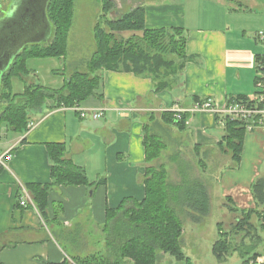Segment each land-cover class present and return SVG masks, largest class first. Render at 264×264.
Instances as JSON below:
<instances>
[{
    "label": "crops",
    "instance_id": "1",
    "mask_svg": "<svg viewBox=\"0 0 264 264\" xmlns=\"http://www.w3.org/2000/svg\"><path fill=\"white\" fill-rule=\"evenodd\" d=\"M33 2L11 0L2 10L3 20L19 7L32 20ZM140 4L146 8L147 28H184V67L171 88L158 92L149 76L103 70L98 95L81 104L105 109L100 119L82 118L70 107L45 105L33 113L35 126L25 133H14L5 126L7 132H0V156L12 149V159L6 165L0 163V264L75 263V258L92 252L113 259L106 238L108 210L123 200L146 196V129L178 134L195 151H220L217 145L224 134L229 98H256V79L264 77V40L259 36L264 31V0H135L132 8ZM130 33L143 34L123 32L125 36ZM208 100L210 107L196 109L197 103ZM178 108L188 114L184 130L162 119V112L174 116ZM49 143L65 144L67 157L85 169L90 184L54 186L42 216L26 185L52 181ZM220 153L226 159L218 166L216 197L239 211L259 209L253 185L264 162V127L247 130L239 163L230 154ZM212 192L213 187L209 188L211 199ZM22 200L27 204L22 205ZM206 218L184 226V259L166 254L158 264H254L259 258L264 260L263 236L256 233L259 242L252 252L242 256L236 250L220 262L213 253L219 236L216 231L207 234ZM254 252L260 254L253 258ZM122 264L134 263L126 259Z\"/></svg>",
    "mask_w": 264,
    "mask_h": 264
},
{
    "label": "trees",
    "instance_id": "2",
    "mask_svg": "<svg viewBox=\"0 0 264 264\" xmlns=\"http://www.w3.org/2000/svg\"><path fill=\"white\" fill-rule=\"evenodd\" d=\"M75 0H50L47 14L55 26L54 40L48 45L25 47L15 58L12 66L1 79L0 98L7 100V105L0 114V126L4 124L14 133H25L32 122L36 110L47 105L50 108L81 105L89 98L98 95L102 87V71H126L140 76H149L154 81L155 91L171 88L178 78L179 71L186 61L187 36L184 28L162 27L149 29L145 24L146 8L138 5L121 16H109L115 7L114 0H100L102 11L94 27L96 50L88 61V71H77L64 79L60 88H48L39 83H29L27 76L30 69L27 61L33 57H62L66 54L68 31L72 24ZM132 33L125 36L123 32ZM259 70L263 67L260 65ZM24 78L27 82L23 92H13V79ZM26 79V80H25ZM259 77H257L256 82ZM195 100H198L195 97ZM234 102L255 104V99L246 95L230 97L227 106ZM261 106V105H260ZM219 117V115H218ZM188 114L184 113L176 121L172 112H162L166 123L175 124L184 130ZM247 132V123L238 117H225L224 134L217 147L222 153L230 154L234 162L242 157L243 143ZM147 161L144 183L146 196L142 200L126 199L116 209L108 210L106 223L107 239L114 254L108 259L93 254L75 258V263L62 264H122L132 260L134 264H158L164 255L184 259L181 238L184 223L180 212L187 213L193 221L208 215L211 210V197L201 174H196L194 166L178 159L180 176L176 181H168L166 171L151 164L163 147L159 137L145 133ZM49 156L52 160V181L50 183H30L27 188L33 195L38 211L44 216L47 212L49 194L57 185H88L89 177L83 167L76 165L67 157L63 143H49ZM257 206L264 205V178L253 185ZM129 202L130 205H126ZM231 210L239 211L235 207ZM243 218H238L234 225V237L242 234L240 244L231 240V233L219 227V237L213 244V253L222 262L230 253L239 251L244 256L250 253L259 242L257 227L252 221L258 209L239 211ZM260 214V213H259ZM247 238L250 240L247 241ZM257 240V241H256ZM256 241V242H255ZM259 252H254L256 258Z\"/></svg>",
    "mask_w": 264,
    "mask_h": 264
},
{
    "label": "rangeland",
    "instance_id": "3",
    "mask_svg": "<svg viewBox=\"0 0 264 264\" xmlns=\"http://www.w3.org/2000/svg\"><path fill=\"white\" fill-rule=\"evenodd\" d=\"M10 1L11 0H0V23L3 21L2 12L4 11L2 10H6ZM114 2L115 7L109 14L111 18L121 16L123 13L130 11L135 5V0H114ZM101 11L102 2L100 0H75L72 24L67 36L66 54L62 57H33L28 59L27 67L30 69V74L27 76V80H25L29 83H39L48 88L57 89L62 86V81L64 83V79L67 76H71L77 71H88V61L96 50L94 27L98 21ZM5 14L7 15L8 12H5ZM47 17L48 20L51 21L49 24H51L53 31L46 42L37 41L38 39L36 40V25L33 26L32 24L31 26L33 27L24 29L23 25L20 23L13 25V29L19 33V37L16 39V42L23 39L26 43L28 42V44L25 45L26 47H31V42L33 41L38 43L40 42L43 45L50 44L54 40L55 26L50 16ZM30 29L31 31H29ZM131 34L132 33H130V35ZM26 83L27 82L24 81V78H14L13 92L24 91ZM47 104L51 106L53 104V100L48 99ZM6 105L7 100L0 98V114ZM0 132L2 134L7 132L4 124L0 126ZM148 133L159 137L163 145L158 156L151 161L150 165L157 168L162 167L166 171L168 181H176L179 178L180 172L177 167V161H179L178 159H181L194 166L193 170L196 174L202 175L204 182L208 187V191L209 188L212 189L213 187V198L210 201L211 210L204 222L205 227H207L208 230L210 229L207 234L214 235V232L216 231L215 233H217L216 236L218 237L220 231V229L217 228L218 224V227H221L223 231H229L231 233V240L235 244H240L242 234L234 237L233 227L237 223L238 218H243V214L241 212L231 210L229 201L224 202L223 200L218 199L215 195L217 188L219 187L218 182L220 180V169L218 166L225 161L226 157L222 156L218 150H211L206 153L200 152L199 150H192L186 145L187 142H184L182 136L173 134L172 132H163L162 130L154 132V130H151L150 127L148 128ZM4 136L5 135H1L3 139ZM260 178H264V162L259 165V178H257V180ZM128 204L130 205L129 202L126 203V205ZM258 211L260 214H253L252 221L257 227V233L263 236L261 244L264 245V205H260ZM180 216L184 226H189V224L192 223V219L189 215H187V213L180 212ZM107 237L108 235L106 233V238ZM249 240L250 239L247 238V241ZM93 254L94 252L87 256H91ZM95 254L98 253L95 252ZM99 255L105 257L102 253H99Z\"/></svg>",
    "mask_w": 264,
    "mask_h": 264
},
{
    "label": "built area",
    "instance_id": "4",
    "mask_svg": "<svg viewBox=\"0 0 264 264\" xmlns=\"http://www.w3.org/2000/svg\"><path fill=\"white\" fill-rule=\"evenodd\" d=\"M259 36L264 40V31L259 32ZM257 94L255 104L248 102H234L233 104L226 107L225 113L231 117H238L243 119L247 123V130H251L256 125L264 127V77H259L256 82ZM261 105V106H260ZM211 106V101L208 100L205 103H197L196 109H205ZM74 111L78 112L82 118L100 119L103 117L105 109L95 107H85L82 105H75L70 107ZM184 111L178 108L174 111V118L176 121H180L183 118ZM226 115V116H227ZM35 126V122H30L28 125L29 129ZM12 159V149L7 150L3 155L0 156V163L6 165L8 161ZM22 205L27 204L26 200L21 201ZM254 264H264L262 258L254 261Z\"/></svg>",
    "mask_w": 264,
    "mask_h": 264
},
{
    "label": "flooded vegetation",
    "instance_id": "5",
    "mask_svg": "<svg viewBox=\"0 0 264 264\" xmlns=\"http://www.w3.org/2000/svg\"><path fill=\"white\" fill-rule=\"evenodd\" d=\"M33 10L37 9V11L40 9L41 14L36 15L34 14V17L32 20H30L28 17L23 15V8L19 7L18 10L14 11L15 14L11 15L6 21L3 20L0 25V50L2 48V53L4 52V55L2 56L3 63H5L8 60V54L5 53V51H13L16 50L17 48L21 47V51L26 47L25 45L28 44L26 43L22 38V40H18L16 42V39L19 37V33L13 29V25L16 23H20L23 25L24 29L31 28L36 25V30H37V36L36 40L37 41H45L47 35L52 34V26L49 24L50 20H48V14L46 10V14H42V7L44 6V2L46 0H33ZM49 4V3H48ZM35 10V12H37ZM13 12V13H14ZM33 24V26H31ZM31 31V29L29 30ZM46 42V41H45ZM32 45H43L40 42H31ZM20 51V52H21ZM19 52V53H20ZM2 67V65L0 64Z\"/></svg>",
    "mask_w": 264,
    "mask_h": 264
},
{
    "label": "water",
    "instance_id": "6",
    "mask_svg": "<svg viewBox=\"0 0 264 264\" xmlns=\"http://www.w3.org/2000/svg\"><path fill=\"white\" fill-rule=\"evenodd\" d=\"M48 2H49V0H46L45 2H44V6L42 7V14L44 13L45 14V12H46V10H47V4H48ZM35 10L37 11V9H34V10H32V12L35 14L36 13V15H40L41 14V10L39 9L37 12H35ZM21 48H22V46L21 47H19V48H17L16 50H13V51H5V53H7L8 54V60L5 62V63H3V66L1 67V70H0V77L2 76V74H4L5 72H6V69L9 67V65H10V63H11V61H12V59H13V57H15V55L17 56L18 54H19V52L21 51Z\"/></svg>",
    "mask_w": 264,
    "mask_h": 264
}]
</instances>
